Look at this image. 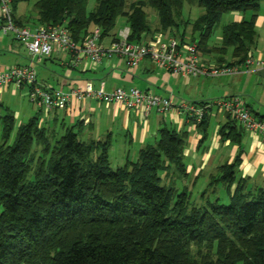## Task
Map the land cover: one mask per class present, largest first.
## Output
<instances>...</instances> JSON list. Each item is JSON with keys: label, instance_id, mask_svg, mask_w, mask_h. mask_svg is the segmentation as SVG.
I'll return each instance as SVG.
<instances>
[{"label": "trees", "instance_id": "trees-1", "mask_svg": "<svg viewBox=\"0 0 264 264\" xmlns=\"http://www.w3.org/2000/svg\"><path fill=\"white\" fill-rule=\"evenodd\" d=\"M29 1L11 0L19 25L14 11ZM95 1L88 11V0H37V22L63 25L81 43L94 27L101 38L109 35L124 16L128 41L141 42L150 30L144 10L150 6L162 30L190 25L200 49L222 14L249 11V18L223 26L218 48H231L234 62L242 63L255 43L264 0H135L128 8L126 0ZM184 2L203 8L192 22L183 18ZM206 123L204 114L198 127ZM0 126V264H264L263 192L248 200L237 188L229 203L202 207L193 205L186 187L174 186L186 175L185 132L163 127L136 160L112 168L109 138L83 141L69 127L51 142L33 116L8 145L15 126L10 111L0 115ZM38 144L49 156L32 172L28 156ZM234 167L222 166L220 181L231 184Z\"/></svg>", "mask_w": 264, "mask_h": 264}, {"label": "crops", "instance_id": "crops-1", "mask_svg": "<svg viewBox=\"0 0 264 264\" xmlns=\"http://www.w3.org/2000/svg\"><path fill=\"white\" fill-rule=\"evenodd\" d=\"M27 3L18 4L14 15L24 26L33 29L39 25L37 13L30 14ZM250 15L249 11L222 14L219 18H222L220 32L213 30L201 44L199 50L202 62L238 64L234 62L232 49L224 52L218 50L222 43V28L228 23L247 19ZM195 16L187 12L186 19L192 22L198 17ZM127 29L128 20L122 16L116 20L112 32L101 38V43L109 45L120 32ZM179 31V27L176 30H162L158 22L154 27L150 25V30L143 34L141 41L158 40L166 43L171 37H176L181 42H189L197 36V33L193 35L190 25H182ZM255 31V43L248 56L263 59L264 5L259 4ZM71 59V53L57 49L47 57H32L22 43L10 34L0 32V72L14 64H31L36 71L37 81L42 85L66 92L82 87L85 83H91L94 88L103 85L107 91L118 87H136L169 96L174 108L166 112L152 110L148 117H144L140 109H127L119 103H103L95 98H85L72 99L67 108L47 112L30 102L27 87L10 85L0 88V110L4 114L10 111L17 126L37 116L41 126L57 135L73 127L83 141L109 138V158L119 161V165L127 160H136L141 148L157 141L161 128L185 132L182 153L186 175L177 177L173 181L174 186L181 189L186 187L191 192V199L195 197L201 201L206 198V203L220 201L222 193L229 203L237 188H241L242 195L248 200L259 192L264 193V136L244 130L237 121L212 104L216 99L238 96L256 117L264 119V67H251L250 71L218 77L181 76L157 67L149 58L142 60L135 68H127L124 60L117 56L103 58L98 64L82 57L77 64L71 65ZM201 102L210 104L204 128L198 127V123L182 107L183 104ZM231 164H235L234 180L226 184L220 181L223 175L221 167ZM208 190L213 193L211 197L207 195Z\"/></svg>", "mask_w": 264, "mask_h": 264}, {"label": "built area", "instance_id": "built-area-1", "mask_svg": "<svg viewBox=\"0 0 264 264\" xmlns=\"http://www.w3.org/2000/svg\"><path fill=\"white\" fill-rule=\"evenodd\" d=\"M0 32L10 34L22 43L32 57L50 56L54 49L71 53V65L82 57L98 64L103 58L117 56L124 60L127 68L137 67L142 60L149 58L157 67L174 75L218 77L241 71H250L251 67H264V58L248 56L238 64L203 63L196 41L181 42L171 37L166 43L158 40L130 42L129 30L120 32L109 45L101 43V31L94 27L81 41L75 43L68 29L63 25H38L30 28L19 25L14 20L11 0H0ZM13 85L16 88H28V98L37 107L49 112L67 108L72 99L95 98L103 103H119L127 109H140L144 117L152 110L166 112L174 108L169 96H163L136 87L115 88L111 91L103 85L94 88L85 83L70 92L42 85L31 64H14L0 72V88ZM215 106L237 121L244 130L264 136V119L256 117L238 96L220 98L213 101ZM209 103H189L182 107L196 123H199L209 107Z\"/></svg>", "mask_w": 264, "mask_h": 264}, {"label": "rangeland", "instance_id": "rangeland-1", "mask_svg": "<svg viewBox=\"0 0 264 264\" xmlns=\"http://www.w3.org/2000/svg\"><path fill=\"white\" fill-rule=\"evenodd\" d=\"M37 0H30L26 5H28L29 6V9H30V14H34V13H36V10H35V8H34V3L36 2ZM131 1H134V0H126V7H127V5H129V3L131 2ZM95 3H96V1L95 0H88V5H87V10L89 11V10H91L93 7H94V5H95ZM260 5H264V1H261L260 2ZM195 8H196V10H195ZM32 9V10H31ZM144 10H145V12H146V14H147V18H148V20H149V23H150V25H151V27H154L157 23H158V20H157V14H156V11L152 8V7H150V6H145L144 7ZM195 11L197 12V15L196 16H198L199 14H201L202 12H203V8L202 7H198V6H196L195 4H189V3H187V2H184V7H183V18L184 19H186L187 18V12H189V14L192 16H195ZM195 16V17H196ZM120 18H122V16L121 17H118V20L120 19ZM191 18H193V17H191ZM221 25H222V18L221 19H219L218 20V23H217V25L214 27V32L216 31V33H219L220 32V28H221ZM181 28H182V25L181 26H179V30L181 31ZM179 31V32H180ZM214 34V33H213ZM227 51H231V48H227ZM224 55H226V53L225 54H222V56L223 57H225ZM0 114H4V111L3 110H0ZM44 129H46V130H48L46 127H43ZM16 129H17V122L15 123V126H14V129H13V131H12V133H11V135H10V138H9V140H8V145H12L13 143H14V141H15V136H16ZM48 136H49V138H50V140H51V142H53V137L54 136H58L56 133L54 134V132H50L49 130H48ZM61 134V133H60ZM2 142V139H1V126H0V143ZM98 151L97 150H95V149H93V151H92V155L94 156L96 153H97ZM46 155V154H45ZM44 155V152L42 151V148H41V145L40 144H38V145H34V148H33V150H31V152H30V155L28 156V159H31V171L33 172V171H35L36 170V168H37V166H38V163H39V161H41V159H42V161H43V157L45 156ZM49 156V154H47V156H45V160L44 161H46ZM119 161H114L112 158L110 159V165H111V167L112 168H115L116 166H120L119 164L120 163H118ZM179 189H181V188H179ZM210 191L211 190H208L207 191V195L208 196H212V192L210 193ZM219 191L217 190V193H218ZM251 198H249V200H250ZM192 203H193V205L194 206H204V207H206L207 206V203H206V198H204L203 200H201V201H198L195 197H193L192 199ZM220 202L221 203H224V204H227L228 203V201H227V199H226V196H225V194H221V199H220ZM191 252H192V254H194L195 255V253H196V248H195V246H192V248H191ZM239 264H241V263H239Z\"/></svg>", "mask_w": 264, "mask_h": 264}]
</instances>
